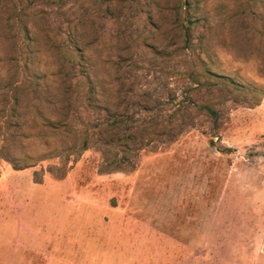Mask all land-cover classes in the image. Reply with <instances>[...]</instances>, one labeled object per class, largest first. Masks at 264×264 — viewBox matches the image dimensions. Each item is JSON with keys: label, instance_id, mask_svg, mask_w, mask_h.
Listing matches in <instances>:
<instances>
[{"label": "rangeland", "instance_id": "374dc122", "mask_svg": "<svg viewBox=\"0 0 264 264\" xmlns=\"http://www.w3.org/2000/svg\"><path fill=\"white\" fill-rule=\"evenodd\" d=\"M188 1L195 52L242 89L204 85L192 99L214 116L143 146L127 171L100 173L96 149L64 152L80 144L68 129L103 118L71 67L104 80L95 91L109 88L99 100L111 113L145 125V108L164 121L158 108H176L197 65L171 57L182 46L181 0H0L1 233L28 228L30 205L47 218L44 236L60 215L112 264H264V0ZM64 120L51 135L49 123Z\"/></svg>", "mask_w": 264, "mask_h": 264}, {"label": "trees", "instance_id": "16d2710c", "mask_svg": "<svg viewBox=\"0 0 264 264\" xmlns=\"http://www.w3.org/2000/svg\"><path fill=\"white\" fill-rule=\"evenodd\" d=\"M177 9H179L182 14V20L179 22V28L182 31V46L179 54L175 52L171 57L182 56L184 60L193 64L197 63V65L192 66L191 64V67L184 72V76L188 83L180 92V98L176 108L171 112L168 110H159L158 108L157 112H163L164 114V116H161L164 118V121L159 123L155 122L157 114H151V109L143 108L141 113H147L148 115L146 114L147 116L141 121L145 119L151 120L149 123H145L146 126L138 124L140 121L125 114L111 113L108 103L99 100L103 95H106V97L110 96L109 88H102V94L99 95V98H97L98 93L95 91L96 88L98 89V87L103 84L104 80L97 76L91 78L90 75H92L93 69L83 68L82 65L77 64L75 65L76 67L73 66L71 68L77 71V73L74 72L75 79L82 78V85L88 87L87 95L89 98L87 99V105H91L93 109L101 110L103 118L96 121L92 126L86 127V125H83L81 129L73 131L71 129L66 131L65 120L58 125H53L52 122L49 123L50 125H48V127L51 131V135L57 136L66 131L72 135V137L79 140L80 144L75 150H64V152L68 151L70 154H75L77 151H85L89 148H93L99 152L101 157V163L98 169L100 173L127 171L128 168L130 169L132 167V162H130L131 155L142 150L143 146L154 143L162 136L167 137L169 132H171L170 136L173 139L182 131V127L187 122L192 121L198 114L214 116V110L210 104L205 102L198 104L197 101L194 102L192 99L194 92L196 94L208 83H211V87L222 85L221 87L223 88L231 86L235 91H240L242 89L238 84L235 86L233 80L228 79L225 75L212 72L210 64L205 62L204 58H201L202 55H204L205 59L207 56L202 52H195L191 45L192 38L189 35L190 30L195 25L192 16L193 6L190 5L189 1L181 0L180 5H177ZM189 11H191V13ZM71 58L77 63L85 59L84 55L81 53L76 55V52ZM33 75L36 80V85L45 83L42 81L43 76ZM210 80L213 82H210ZM162 123H164V126L160 129L157 128V125ZM37 137L42 139L44 135L37 134ZM63 175L64 172L62 173V176Z\"/></svg>", "mask_w": 264, "mask_h": 264}, {"label": "crops", "instance_id": "0c3cea01", "mask_svg": "<svg viewBox=\"0 0 264 264\" xmlns=\"http://www.w3.org/2000/svg\"><path fill=\"white\" fill-rule=\"evenodd\" d=\"M24 217L30 221V226L26 229H18L14 237H7L0 232V264H112L116 256H101L99 245L93 241L94 238L86 237L84 230H69L70 227L64 221V217L58 215L53 217L57 232L44 236V225L47 218L35 216L29 211L30 205L25 206ZM59 213V206H50ZM83 209V207H81ZM70 209L77 211L79 208L70 206ZM66 208L65 212L70 210ZM52 211V210H51ZM47 211L48 213H52ZM58 213V212H57ZM69 228V229H68ZM68 229V230H67ZM41 231V233H38ZM46 231V229H45ZM66 232L71 239L70 243L60 240V236Z\"/></svg>", "mask_w": 264, "mask_h": 264}]
</instances>
